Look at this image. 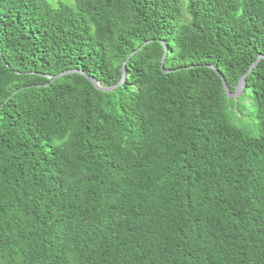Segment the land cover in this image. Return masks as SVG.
I'll list each match as a JSON object with an SVG mask.
<instances>
[{
    "label": "trees",
    "instance_id": "obj_1",
    "mask_svg": "<svg viewBox=\"0 0 264 264\" xmlns=\"http://www.w3.org/2000/svg\"><path fill=\"white\" fill-rule=\"evenodd\" d=\"M71 1L0 0V264H264V0Z\"/></svg>",
    "mask_w": 264,
    "mask_h": 264
},
{
    "label": "water",
    "instance_id": "obj_2",
    "mask_svg": "<svg viewBox=\"0 0 264 264\" xmlns=\"http://www.w3.org/2000/svg\"><path fill=\"white\" fill-rule=\"evenodd\" d=\"M149 43L150 42L145 43L143 45V47L146 46V45H148ZM162 45L164 47V54H163L162 61H161V70L164 73H168L167 71H164V61H165V58H166V55H167V52H168V48H167V46L164 43H162ZM262 59H264V56H259L256 59V61L251 65V67L248 69V71L243 76H241V78L239 79V81H238V83H237V85H236L233 93H231V91H230L229 87L227 86V84L225 82V79L222 76V74L216 68H213L211 66H209V68L212 69L219 76V78L221 79L222 84H223V88H224V92H225L227 98H229V99H237L242 94V92L244 90L247 76L253 71V69L258 65V63ZM125 66H126V63H124V65H123V67L121 69V71H122V78L119 81V83L116 86H113V87H110V88H108V87H101L96 80L89 78L83 72L77 71V70H75V71H67V72L61 73V74L55 76L54 79L61 78V77H64V76H67V75H71V74H80V75H83L85 78H87L91 82V84L94 86L95 89H97V90H99L101 92L106 93V92H110V91L114 90L116 87H118L121 84H123L124 78H125V75H126Z\"/></svg>",
    "mask_w": 264,
    "mask_h": 264
},
{
    "label": "rangeland",
    "instance_id": "obj_3",
    "mask_svg": "<svg viewBox=\"0 0 264 264\" xmlns=\"http://www.w3.org/2000/svg\"><path fill=\"white\" fill-rule=\"evenodd\" d=\"M46 1H48L51 4H53L55 7L57 6V3H58V0H46ZM61 1L63 3H65V4L69 5V6H73L74 5L73 1H71V0H61Z\"/></svg>",
    "mask_w": 264,
    "mask_h": 264
}]
</instances>
